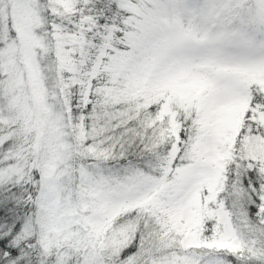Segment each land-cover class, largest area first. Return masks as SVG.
<instances>
[{"label":"snow or ice","instance_id":"6c2138e0","mask_svg":"<svg viewBox=\"0 0 264 264\" xmlns=\"http://www.w3.org/2000/svg\"><path fill=\"white\" fill-rule=\"evenodd\" d=\"M0 264H264V0H0Z\"/></svg>","mask_w":264,"mask_h":264}]
</instances>
